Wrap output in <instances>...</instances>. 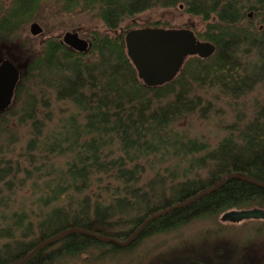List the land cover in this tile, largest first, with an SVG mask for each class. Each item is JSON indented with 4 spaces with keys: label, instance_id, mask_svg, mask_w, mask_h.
I'll use <instances>...</instances> for the list:
<instances>
[{
    "label": "trees",
    "instance_id": "obj_1",
    "mask_svg": "<svg viewBox=\"0 0 264 264\" xmlns=\"http://www.w3.org/2000/svg\"><path fill=\"white\" fill-rule=\"evenodd\" d=\"M38 1L12 0L0 12V40L22 33L19 24L31 17ZM62 1L66 11L79 5L96 9L107 33L85 34L91 47L84 54L65 45L60 34L44 38L39 50L27 49L14 98L0 112V135L8 139L7 146L0 144V185L11 193L29 179L21 155L31 165L39 162L32 167L44 178L46 193L38 200L49 209L36 229L24 211L10 214L11 225L0 228V238L7 240L0 246V264H58L81 261L93 250L102 256L130 251L154 235L218 217L263 196L261 188L233 175L264 181V101L240 103L264 84V0ZM176 7L204 24L194 33L213 43L215 52L209 58L188 56L173 80L146 86L128 58L124 35L129 29L121 24L152 8ZM213 91L227 96L235 120L211 146L176 124L192 115L207 118ZM55 103L70 111L45 132ZM20 126L28 128L25 145L15 159L5 157L8 146L20 139L15 132ZM59 157L65 162L57 168L52 160ZM223 178L213 191L147 222L131 246L80 232L119 241L149 216ZM0 206L7 207L1 196Z\"/></svg>",
    "mask_w": 264,
    "mask_h": 264
},
{
    "label": "rangeland",
    "instance_id": "obj_2",
    "mask_svg": "<svg viewBox=\"0 0 264 264\" xmlns=\"http://www.w3.org/2000/svg\"><path fill=\"white\" fill-rule=\"evenodd\" d=\"M12 0H0V12L4 13L11 5ZM70 10V9H69ZM66 11L63 9L62 0H39L34 8L31 17H27L25 22L20 25V33L16 38L12 35L5 38L0 46V54L13 59L19 70L25 68L27 59V49L29 51L39 50L42 46V40L53 34H62L66 31L80 30L82 34L89 36L91 31L107 33L99 18L95 15L96 9H83L80 5L74 10ZM252 17V14H248ZM36 22L42 28V33L32 36L29 32L30 24ZM157 23V24H155ZM155 24L158 27L171 28H188L195 32L203 31L204 24L195 17H190L182 11V8H152L146 10L133 19L125 20L121 26L127 29L146 27ZM81 36V35H80ZM89 39V37H83ZM216 90V89H210ZM213 91L208 96L213 100V109L205 119L197 117V115L189 116L177 122V129L184 130L188 135L208 140L211 146H214L222 137L227 135L229 127L235 120V114L230 107L227 96L214 95ZM250 106L253 101H264V84L260 82L245 98H241ZM70 108L66 104L55 103L51 107L52 121L47 125L45 132L53 129L61 116L67 115ZM249 111L245 113L249 114ZM16 134L20 139L15 145L8 146L9 152L5 157L14 155L18 157L21 147L25 145V139L28 136L27 127H17ZM27 132V133H26ZM7 137L0 135V144L4 147L7 143ZM15 146L14 152H12ZM11 151V152H10ZM23 158V159H22ZM21 164L27 165L30 169L29 179L22 186L16 187L13 192L8 193L7 189L0 185L1 199L7 203V207L0 206V228L11 225L10 214L13 211L28 214V218L33 222V229H36L37 221L44 215L49 207H41L43 202L38 198L44 196L46 187L43 186L44 178L39 177V173L34 170L32 165L40 166L39 162L29 164L23 155L20 156ZM52 162L55 166H64L65 158L59 157ZM46 164L43 165V170ZM21 177L23 176L20 175ZM20 177V178H21ZM96 188V187H93ZM92 188V189H93ZM4 196V197H3ZM66 202V201H65ZM64 201L60 204H64ZM58 204L52 203L50 206ZM42 208V209H41ZM42 211V213H41ZM220 216V214H219ZM218 217H210L205 219L194 220L191 223L166 234L154 235L144 240L140 246L130 251L120 250L112 254H104L98 251L93 252L88 257L85 256L79 260H69L68 262H60L58 264H190L203 261L205 264H248V257L245 254L243 259L234 260L231 254L242 251L246 253L248 250V239H251V233L248 227H222L217 220ZM27 222V220H26ZM261 233V230L259 231ZM121 240V239H117ZM6 238H0V246L6 242ZM255 249H264L263 241H258ZM221 252L224 255H219ZM83 260V261H82Z\"/></svg>",
    "mask_w": 264,
    "mask_h": 264
},
{
    "label": "water",
    "instance_id": "obj_3",
    "mask_svg": "<svg viewBox=\"0 0 264 264\" xmlns=\"http://www.w3.org/2000/svg\"><path fill=\"white\" fill-rule=\"evenodd\" d=\"M29 32L32 36H36L42 33V28L38 23L33 22L30 24ZM61 40L69 48L83 54L91 47L90 41L80 37L77 31H66L62 34ZM124 43L128 58L135 67L138 78L149 87L159 86L173 80L178 74L186 57L196 55L200 58H209L213 55L216 49L213 43L198 39L194 31L189 28H164L149 26L132 28L125 32ZM19 76L20 71L18 66L14 65L9 60H3L0 63V112L6 110L11 104L14 98L15 87L19 80ZM233 176L261 185V183L238 174ZM224 179L225 178L213 185L211 188L192 196L184 202L176 203L149 216L126 241H116L112 238L96 236L87 231L80 232L99 239L111 241L119 245L127 244L147 222L162 216L172 209L186 205L197 197L213 191L223 182ZM262 216H264V214H262L258 209H232L223 213L220 220L238 222L243 219ZM70 231L71 230L65 231L47 240L44 244L50 243ZM31 253H29L26 258L29 257Z\"/></svg>",
    "mask_w": 264,
    "mask_h": 264
},
{
    "label": "flooded vegetation",
    "instance_id": "obj_4",
    "mask_svg": "<svg viewBox=\"0 0 264 264\" xmlns=\"http://www.w3.org/2000/svg\"><path fill=\"white\" fill-rule=\"evenodd\" d=\"M3 41L4 40H0V46H3L2 45V43L4 44ZM3 60H9L11 63L14 64L12 58L6 57V56H4V54L1 53L0 54V63ZM19 79H20V76H19ZM18 82H19V80H18ZM18 82H17V84H18ZM17 84H16V86H17ZM15 90H16V87H15ZM238 175H240V174H238ZM241 176H243V175H241ZM252 180H254V179H252ZM254 181H256L258 183H261V185L254 184L253 182H249V181L248 182L250 184L256 186V187L261 188L262 191L259 192V194H261L263 196L256 197V200L254 202L252 201L248 205H244V206H241V207H234V208H232L233 210H252V209H258V210L261 211L262 214H264V181H258V180H254ZM232 209H229V210H232ZM229 210H226V211L222 212L220 214L219 220H217V222H219V224L221 226L223 225L222 227H228V226L229 227H242V226H246V227H248L249 232L251 233V239L250 238L248 239V246L249 247H248L247 252L246 253H243L242 251L235 252L234 254H231L232 259H234V260H241V259L244 258L243 255L245 256V254H246L247 257H248V259H249L248 264H264V249H262V250L255 249V247L258 245V241H263V244H264V216L257 217V218L251 217V218H248V219L240 220L238 222L221 221L220 220L221 215L223 213L229 211ZM260 230H261V233L259 232ZM131 235H132V233L129 234L128 236L124 237L120 241H126ZM133 241L134 240L132 239L127 244H129V246H131L130 244H132ZM219 255H224V253L221 252ZM192 264H196V263H192ZM197 264H205V262L198 261Z\"/></svg>",
    "mask_w": 264,
    "mask_h": 264
}]
</instances>
